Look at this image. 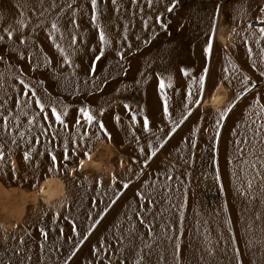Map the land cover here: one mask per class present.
Here are the masks:
<instances>
[{
  "label": "rangeland",
  "instance_id": "obj_1",
  "mask_svg": "<svg viewBox=\"0 0 264 264\" xmlns=\"http://www.w3.org/2000/svg\"><path fill=\"white\" fill-rule=\"evenodd\" d=\"M249 3L0 0V264H264Z\"/></svg>",
  "mask_w": 264,
  "mask_h": 264
},
{
  "label": "crops",
  "instance_id": "obj_2",
  "mask_svg": "<svg viewBox=\"0 0 264 264\" xmlns=\"http://www.w3.org/2000/svg\"><path fill=\"white\" fill-rule=\"evenodd\" d=\"M250 8L252 10L253 15H256V13H264V0H250ZM1 11V10H0ZM254 22V23H252ZM250 25H239L238 28V35L240 36L239 38V45H238V51H239V57L242 58V60H238V65L240 66V68L243 70V73L247 76H258L260 75V70L257 68L255 62L253 59H251V49H249L247 47V49L245 48V42H244V38H252L254 40H257L261 38V36H264V26L261 27H257L255 26L257 24V22L255 20H251ZM223 29L220 27L218 29V37L221 38V33L223 32L224 34L227 33L224 31H222ZM223 34V35H224ZM249 35V36H246ZM248 68V69H247ZM255 79V78H253ZM219 83H217L218 85ZM216 86L215 88H213L212 91L216 90ZM51 183V180H47L45 183ZM56 182V186L61 187V184L58 180L55 179ZM51 186V185H50ZM55 186V187H56ZM42 188L46 189V185H43ZM41 188V189H42ZM40 189V190H41ZM55 189L52 191H49L48 189V193L53 192L54 193Z\"/></svg>",
  "mask_w": 264,
  "mask_h": 264
},
{
  "label": "bare ground",
  "instance_id": "obj_3",
  "mask_svg": "<svg viewBox=\"0 0 264 264\" xmlns=\"http://www.w3.org/2000/svg\"><path fill=\"white\" fill-rule=\"evenodd\" d=\"M40 194L43 195L42 197L47 196V197H50L51 198L54 193L53 192L48 193V188H46V189L42 188L40 190Z\"/></svg>",
  "mask_w": 264,
  "mask_h": 264
},
{
  "label": "snow or ice",
  "instance_id": "obj_4",
  "mask_svg": "<svg viewBox=\"0 0 264 264\" xmlns=\"http://www.w3.org/2000/svg\"><path fill=\"white\" fill-rule=\"evenodd\" d=\"M93 3H95V0H93ZM262 31H264V30H262ZM9 35H11V34H9ZM101 38H103V37H101ZM161 87H163V83L162 82H161ZM101 126H103V125H101ZM25 159H27V156H25Z\"/></svg>",
  "mask_w": 264,
  "mask_h": 264
}]
</instances>
